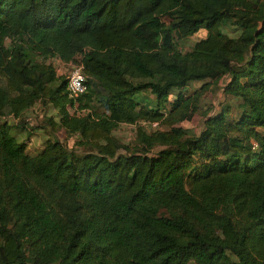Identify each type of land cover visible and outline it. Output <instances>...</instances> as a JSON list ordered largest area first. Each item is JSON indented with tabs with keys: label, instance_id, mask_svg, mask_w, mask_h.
Masks as SVG:
<instances>
[{
	"label": "trees",
	"instance_id": "trees-1",
	"mask_svg": "<svg viewBox=\"0 0 264 264\" xmlns=\"http://www.w3.org/2000/svg\"><path fill=\"white\" fill-rule=\"evenodd\" d=\"M114 31L150 46L125 56L102 44ZM47 58L80 66L85 90L69 97ZM0 77V264H264V0H0ZM222 78L239 116L203 111L186 135ZM37 101L80 149L25 150Z\"/></svg>",
	"mask_w": 264,
	"mask_h": 264
},
{
	"label": "rangeland",
	"instance_id": "rangeland-1",
	"mask_svg": "<svg viewBox=\"0 0 264 264\" xmlns=\"http://www.w3.org/2000/svg\"><path fill=\"white\" fill-rule=\"evenodd\" d=\"M228 30V29H227ZM205 34L204 29H200L195 32L193 35L189 36L186 40L179 43V50L181 52H185L190 49L192 43L202 37ZM229 34L234 35L235 33L231 32L229 29ZM126 35V36H125ZM102 44L104 46H114L125 56H130L134 48H148L150 43L145 39H136L132 37L128 33H117L112 32L109 36L102 37ZM9 44V40L5 39V45ZM80 55H76L75 61L79 58ZM41 60L40 58H37ZM45 64H51V66L55 69L56 75L60 78H64L69 70H71L74 64L64 63L57 58H47L44 60ZM73 63V62H72ZM226 78V77H225ZM225 78L219 79L217 84H213V89L210 93H206V95L200 101V108L198 111L192 116V118L188 121L181 122V127L184 129L186 135H195L199 132L202 127V113L203 111H207L208 113H212L213 111H218L221 106L228 107V118L230 120H235L239 114L240 109L237 107L239 100L232 98L223 93L222 84L225 83ZM3 83V79L0 77V84ZM201 82H189L186 89H191L193 87H198ZM178 89H173L171 94H175ZM183 90V88H181ZM135 100L139 102L142 106H150L154 105V97L150 95L149 91L142 90L135 94ZM45 103V104H44ZM37 101L32 106L29 107L28 110L24 112L23 118V126L19 129L18 127V135L21 141H26V151L29 154H33L39 150L42 144L46 140H57L61 142L67 148H75L80 149L78 145L75 146V142L77 141V137L74 135H67L65 131L61 128H55L54 125L48 123L47 118L52 117V122L57 119L55 110L52 109L50 104H46L44 101ZM91 108L95 110L101 111L102 109L98 104L92 103ZM70 113L73 112V109L69 110ZM79 113V112H78ZM83 113V112H81ZM5 120L10 121L11 118L7 117ZM15 122V121H14ZM146 130H162L166 127L160 125L158 123H147L140 122ZM135 125L129 124H119L117 128L114 130L113 134L121 141H131L133 137V131L135 129Z\"/></svg>",
	"mask_w": 264,
	"mask_h": 264
},
{
	"label": "built area",
	"instance_id": "built-area-1",
	"mask_svg": "<svg viewBox=\"0 0 264 264\" xmlns=\"http://www.w3.org/2000/svg\"><path fill=\"white\" fill-rule=\"evenodd\" d=\"M73 68L69 70L66 74V90L69 97L77 96L85 90V78L81 73L80 66H72Z\"/></svg>",
	"mask_w": 264,
	"mask_h": 264
},
{
	"label": "crops",
	"instance_id": "crops-1",
	"mask_svg": "<svg viewBox=\"0 0 264 264\" xmlns=\"http://www.w3.org/2000/svg\"><path fill=\"white\" fill-rule=\"evenodd\" d=\"M151 95V94H150ZM152 96V95H151Z\"/></svg>",
	"mask_w": 264,
	"mask_h": 264
}]
</instances>
